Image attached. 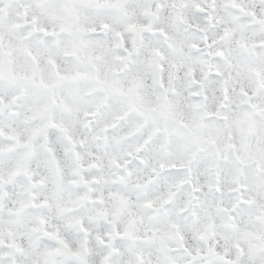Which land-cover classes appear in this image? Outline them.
Segmentation results:
<instances>
[{
	"label": "snow or ice",
	"instance_id": "6c2138e0",
	"mask_svg": "<svg viewBox=\"0 0 264 264\" xmlns=\"http://www.w3.org/2000/svg\"><path fill=\"white\" fill-rule=\"evenodd\" d=\"M0 264H264V0H0Z\"/></svg>",
	"mask_w": 264,
	"mask_h": 264
}]
</instances>
